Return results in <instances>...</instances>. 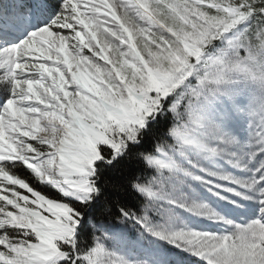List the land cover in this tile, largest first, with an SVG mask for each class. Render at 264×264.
<instances>
[{"label":"snow or ice","instance_id":"6c2138e0","mask_svg":"<svg viewBox=\"0 0 264 264\" xmlns=\"http://www.w3.org/2000/svg\"><path fill=\"white\" fill-rule=\"evenodd\" d=\"M126 3L0 0V18L13 22L0 29V128L21 155L0 160V264H131L105 250L113 220L206 264H264V0ZM80 72L93 91L73 78ZM240 84L256 88L246 109L234 97ZM221 97L231 110L213 118L207 106ZM52 113L64 117L71 134ZM233 114L249 119L247 143L228 127ZM36 120L45 131L33 127ZM167 120L171 125L161 128ZM149 141L152 152L144 150ZM257 150L259 167L248 179L202 166L226 161L250 172ZM141 163L160 175L129 177ZM10 165L26 166L56 195L36 191ZM197 169L237 185L232 209L248 211L246 202L255 200L258 218L224 236L172 230L175 208L232 224L183 194L190 182L210 183ZM135 195L143 198L139 211L123 205ZM153 214L168 227L154 225ZM83 235L91 236L86 248Z\"/></svg>","mask_w":264,"mask_h":264},{"label":"rangeland","instance_id":"374dc122","mask_svg":"<svg viewBox=\"0 0 264 264\" xmlns=\"http://www.w3.org/2000/svg\"><path fill=\"white\" fill-rule=\"evenodd\" d=\"M120 2L123 3L124 8H127L126 0H120ZM127 10L129 11L130 15H133L134 19L138 23L143 22L139 17L135 16L134 11L132 9L128 8ZM168 19L169 22L171 23L172 17L169 16ZM7 22H3L2 24H0V29L10 27L13 24L12 21L7 20ZM246 89L247 88L244 87L243 85H238L235 86V91H234V93L236 92L238 95H240L239 94L240 92H243L245 96L247 95V97L239 96L237 99H235L236 102L245 109L248 107L251 97L256 93L255 90L249 91L248 89L247 90ZM230 109H231L230 101L221 99L220 101L214 102L212 105L207 106L206 110L211 117L217 118L220 114H222V112L230 111ZM228 127L231 129V131L234 134L240 137L242 142L247 143L249 139V119L246 114H241V115L233 114L232 118L228 122ZM257 151H258V160L253 162V165L251 166L252 170L250 172H243L239 169H234L226 161H218L215 167L208 164V162H204L202 166L205 168H212L213 170L220 169L222 170L221 174L233 175L240 179H248L250 175L256 174V169L259 167V161H260L259 150ZM20 158L21 155L17 147L8 139L6 132L2 128H0V159L4 160V159H20ZM194 171L196 172L197 175H201L205 181H210V183H208V185L205 186V184L203 183L190 182V186L186 185L183 188L182 190L183 194L189 199L190 202L206 203L210 208H212L218 214L225 216L227 219H230L232 221V224H224L223 222L210 221L205 217H200L196 215L192 217L191 216L193 215L192 213L185 211L182 208H175V214L179 217V220L172 226V230L174 231L191 230L200 233H209L217 236H224V235H231L234 232L235 229L233 228L232 225L246 226V224L251 222L252 219L258 218V212L256 211L258 205L255 202V200H252L251 202H246L248 211L245 212L234 211L231 205L229 204V202L228 204H225L227 209L223 206V204L217 203L218 201L217 197L220 198L223 197L224 200L229 201V199L235 194V191L238 190L237 185H233L228 181L219 180L217 177H209L206 175V173H202L198 169ZM0 176H5V175H2L0 173ZM10 182H15V181L10 180ZM165 183L166 186H168L169 182L165 181ZM199 186L202 189H207L208 191L213 193L215 195V199L208 197L205 194V192L199 188ZM226 189H232V191H226ZM162 203H164L167 206V202H162ZM171 207H174V205H172ZM234 212L236 213L235 215ZM161 218L164 219L159 214H153L152 215L153 224L157 226L168 227L165 221L160 223ZM199 219L200 220L205 219L209 221L210 224L207 226L206 224H202L205 227L203 228L198 224H196L197 222L199 223ZM153 240H161V239L155 238ZM166 242L168 244H171L168 241ZM112 254L130 261L131 264H182V260L178 253L174 252L173 254H171V257L173 259L169 258V253L167 252L166 248L162 245H158L155 249V252H153L152 248L150 247L136 245L134 248L127 247L124 252H114ZM192 254L195 255L194 253ZM99 259L103 261L107 259V257L101 254Z\"/></svg>","mask_w":264,"mask_h":264},{"label":"trees","instance_id":"16d2710c","mask_svg":"<svg viewBox=\"0 0 264 264\" xmlns=\"http://www.w3.org/2000/svg\"><path fill=\"white\" fill-rule=\"evenodd\" d=\"M220 47H222L221 43L216 42L215 46L211 49V51L213 53H216V51H218ZM192 82L195 83L196 81L193 80ZM240 85H243L249 91L250 90L256 91V88L254 85H251V84H240ZM0 86H2V85H0ZM239 94L240 95H238L236 92L234 93L235 99H237L239 96L247 97V95L245 96V94L243 92H240ZM221 99L228 100L226 97H221V98L215 100V102L220 101ZM170 125H171V120H167L161 125V128H166V127H169ZM144 150L148 151V152L154 151V145L152 144L151 141L147 142L144 145ZM17 164H19V163H17ZM10 167H11V165H10ZM11 171L15 173L16 177L23 178V179L27 180L31 185H34V188L36 191H39L41 193H46L49 195H56L55 190L52 189L49 185H47L45 183L37 182V180L34 178V174L29 169H27L26 166H14V167H11ZM0 173L6 176V173H2V172H0ZM107 174L108 173L106 172L105 175H107ZM167 174H168L167 171H165L164 175L166 176ZM127 175L129 177L141 175L145 178H152V177H158L160 175V173L157 172V170L155 168L149 167L146 164L141 163L138 166H134L127 173ZM10 187L15 188L18 186H10ZM199 188H201V187L199 186ZM20 192L22 194H27L26 190H24V189H21ZM211 196H213V195H211ZM212 198H214V197H212ZM142 199L143 198L140 197L139 195L127 196L123 200V205L127 208H131L133 210L139 211L140 202L142 201ZM163 221H165V220L161 218L160 223ZM196 224L205 228L204 225H202V224H206V226H207L210 224V222L205 220V219H202V220L199 219V223H196ZM16 231L17 230L13 229L12 230L13 234ZM140 231L141 230H140V227L138 225H133L131 223L121 224V223L117 222L116 220H113L107 229V235L109 236V238L104 241V247H105L106 251L107 252H115V251H121V250L123 251L124 248H126V247H124L125 245H128V246L140 245V246H147V247L154 248V249H156V247L158 245H162L165 248H169L170 250H172V252L178 253L181 260H182V264H206V262L204 260H202L200 257H197V256L193 255L192 253H189L186 250H181V249L177 248L176 246H174L173 244H167L163 240H153L155 238L152 237L151 235H148L147 233H145L144 236L142 237L140 235ZM151 240H152V242H151ZM91 243H92V241H91L90 235H83L81 237V247L86 248ZM169 249H166V250L169 251Z\"/></svg>","mask_w":264,"mask_h":264},{"label":"clouds","instance_id":"9594fccd","mask_svg":"<svg viewBox=\"0 0 264 264\" xmlns=\"http://www.w3.org/2000/svg\"><path fill=\"white\" fill-rule=\"evenodd\" d=\"M126 31H127V29H126ZM129 35H131V34H129ZM71 67H72V65H71V63L69 62V71H71ZM73 78H74V79H77L78 83H79L83 88H85L87 91H93V88H94L95 86L92 85L91 80L89 79L88 76L85 75L84 72H80L78 78L76 77V74L74 73V74H73ZM62 79H63V77H62ZM65 82H66V81H65ZM61 87H63V86H61ZM30 89H31V85H30ZM94 94H98V91L94 92ZM36 95H37V100H39V99H40V98H39V95H38V94H36ZM69 96H70V93L65 92V98L67 99ZM84 99H86V98H84ZM41 102H42V101H41ZM70 103H72V102L70 101ZM69 115H71L72 117H74V118L77 119V120L80 118V117H79V114L76 113L75 111H72V110L69 111ZM52 116H53L56 120H58L62 125L68 126V125H67V121L64 120V117H63L62 115L57 116L56 113H52ZM33 127H34L37 131H45V129L41 127V122H40L39 120H36V121L33 122ZM68 127H69V134H71L72 129H71L70 126H68ZM53 131H55V128H53Z\"/></svg>","mask_w":264,"mask_h":264}]
</instances>
